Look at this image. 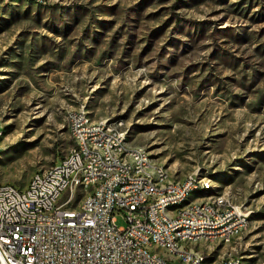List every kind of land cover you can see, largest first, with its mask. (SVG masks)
Instances as JSON below:
<instances>
[{
	"label": "rangeland",
	"instance_id": "rangeland-1",
	"mask_svg": "<svg viewBox=\"0 0 264 264\" xmlns=\"http://www.w3.org/2000/svg\"><path fill=\"white\" fill-rule=\"evenodd\" d=\"M0 0V182L75 145L69 111L122 119L172 179L200 171L250 219L215 247L264 261V0ZM119 227L127 225L117 216Z\"/></svg>",
	"mask_w": 264,
	"mask_h": 264
},
{
	"label": "built area",
	"instance_id": "built-area-1",
	"mask_svg": "<svg viewBox=\"0 0 264 264\" xmlns=\"http://www.w3.org/2000/svg\"><path fill=\"white\" fill-rule=\"evenodd\" d=\"M67 120L75 145L65 157L24 188L0 182V264H207L249 229L228 191L194 197L216 183L198 170L172 179L129 143L122 119H94L83 105ZM3 137L0 125V153ZM218 264L244 263L224 252Z\"/></svg>",
	"mask_w": 264,
	"mask_h": 264
}]
</instances>
